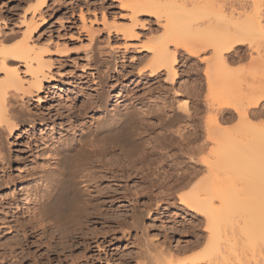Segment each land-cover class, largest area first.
<instances>
[{
  "label": "bare ground",
  "instance_id": "obj_1",
  "mask_svg": "<svg viewBox=\"0 0 264 264\" xmlns=\"http://www.w3.org/2000/svg\"><path fill=\"white\" fill-rule=\"evenodd\" d=\"M48 1L37 0V4L35 1V5H32L33 8L37 5L39 19L43 18L40 9L44 8ZM122 2L132 15L147 14L161 21V29L157 30L156 34L152 33L147 40L146 48L151 52L149 67L147 66L150 77L158 79L165 74L174 82L178 76L175 65L178 62L179 51L191 57H198L206 51L212 53L210 57H206L209 65L206 66L204 73L207 82L205 107L213 114L206 121V137L201 140V135L195 133L193 139L196 140H185L186 137L181 134L179 127L174 133L169 131L183 120L189 121L194 117L187 109L186 101L183 106L180 105L182 107L172 110L171 114L168 115L166 112L157 116L160 131H154L153 137L158 140L154 141L150 137L154 109L146 105L147 108L144 107L143 110L131 102L125 108L119 106V101L111 105V95L102 87L95 101L93 99L94 102L86 104L89 106L84 108L86 111L92 109L97 112L98 116L93 117L92 125L84 128V131L81 130L77 136L49 140L50 146L44 147L45 153L42 154H45L43 157L45 156L46 160L42 168L39 166L40 169L38 168L39 171L36 172L39 175V184L34 187L33 184L31 191L28 192L30 205L26 210L30 219L34 225H48L58 232L62 230V234L76 231L86 221L88 210L94 206L92 201L88 204L86 199L96 178L97 169L90 161L104 156L108 151L117 154L128 165H145L148 162L159 164V170L163 174L161 185L167 188L169 183L166 182L165 150L175 145V148L185 151L186 155L199 166V170L191 173L185 171L177 173L175 182L182 181L181 189L187 190L178 197L179 204L195 213L196 218H204L208 234L207 240L201 245L203 248L199 251V243L197 245L199 252L196 253V250L194 252L197 255L192 253L186 262L264 264V121L257 125L252 123L264 117V0ZM32 15L30 18L27 17L29 18L27 21L25 17L23 19L25 23L22 24H25V28L22 38L2 41L0 39L2 136L5 134L11 136L22 123L33 128L35 121L39 120L29 115L30 113L24 115L22 113L24 110L17 109L15 104L11 103L15 98L11 100L10 98L22 96L23 99L26 96L28 100L32 99L30 95L33 92H43L45 85L54 81L49 71L51 63L45 61L42 54L44 50L36 47L37 45L31 41L32 34L39 32L38 18L35 14ZM43 21L45 23V19ZM133 21L130 29L125 28L122 30L123 33H120L126 35L124 36L126 39L136 36L134 29H131L136 25ZM110 26H113L112 23ZM171 47L174 50H171ZM243 47H248L250 51H259L258 56L255 55L257 58L252 59L254 65L256 64V69L252 68L254 71L243 72V69L238 71L231 67L235 63L234 60L240 58L239 50ZM11 62L24 66L28 80L22 77L20 68L10 64ZM113 67H108L110 68L108 70L111 71ZM233 117L239 120L241 125L239 130L232 132L222 129L223 123ZM40 121L44 123V117ZM191 144L198 145L190 147ZM208 148L210 151L203 155ZM2 151L0 158L4 155ZM154 156L157 158L154 159ZM2 161L8 169L11 168L10 151L6 158L4 156L0 159V163H3ZM168 197L166 194L161 199L166 201ZM81 207L83 209H80ZM138 213L134 215V221L130 225L121 220L118 223L120 229L143 231V219L150 216L151 210L146 209ZM139 247V253L136 255L137 264L185 263V256L181 262V257L178 259L174 252L169 251L166 255V251L164 254V251H159L160 248L156 250L157 247L155 249L149 242ZM156 251L160 253H155Z\"/></svg>",
  "mask_w": 264,
  "mask_h": 264
},
{
  "label": "rangeland",
  "instance_id": "obj_2",
  "mask_svg": "<svg viewBox=\"0 0 264 264\" xmlns=\"http://www.w3.org/2000/svg\"><path fill=\"white\" fill-rule=\"evenodd\" d=\"M122 1L125 0H49L40 9L43 18L39 19L37 5L32 6L37 0H0L1 41L22 38L24 17L27 21L35 14L39 32L32 34L31 41L44 50L43 57L51 63L49 71L54 78L53 83L45 85L43 92H33L32 99L28 100L26 96L23 99L22 96L10 98H15L11 103L24 110V115L30 113L39 120L35 121L33 128L22 123L11 136L0 135L7 138H3L5 141L0 138V148L5 149V152L0 149V156L2 151L1 158H6L10 151L11 158L10 169L3 161L0 163V264H137L139 246L143 247L147 242L155 249L157 247L156 250L160 248L164 254L166 251V255L169 251L174 252L178 259L181 257V262L185 258L184 264H187L190 255L197 251V245L200 243V251L208 238L204 218H196L195 213L179 204L178 197L187 190L181 189L182 181L175 182L177 173H191L199 170V166L175 145L165 150L167 188L161 185L163 174L155 162L128 165L111 151L93 158L90 162L97 168L96 178L86 199L94 206L76 231L62 234V230L58 232L48 225H34L27 213L26 208L30 205L28 192L33 184V187L39 184L36 172L46 160L42 154L45 153L44 147L50 146L49 140L77 136L92 125L97 112L84 108L95 101L102 87L109 91L111 105L119 101V106L125 108L131 102L143 110L148 106L154 109L150 136L154 141L158 140L153 135L156 130L160 131L157 116L166 112L171 114L186 101L187 109L194 117L183 120L169 131L174 133L179 127L185 140H196L193 139L195 133L201 135V140L206 137V121L213 114L205 107L207 82L204 73L209 65L206 57L212 53L206 51L198 57H191L179 51L175 65L178 76L174 82L165 74L158 79L150 77L151 52L147 49V40L161 29V21L147 14L132 15ZM132 20L136 25L131 29L136 36L126 39V35L120 33L133 25ZM105 23L113 26L106 27ZM239 53L240 58L234 60L232 69L254 71L252 68L256 69V64L252 59L259 51L243 47ZM10 64L20 68V74L28 80L22 64ZM110 66H114L111 71L108 70ZM100 76L104 79L101 80ZM231 85L233 90L234 83ZM42 116L44 123L40 121ZM259 120L252 122L253 125L263 123L264 117ZM239 126L238 118L233 117L221 128L235 132ZM197 145L191 144L190 147ZM209 151L208 148L203 155ZM166 194L169 197L163 201L161 198ZM146 209H150L151 214L143 219V231L120 229L118 223L121 220L130 225L134 215Z\"/></svg>",
  "mask_w": 264,
  "mask_h": 264
}]
</instances>
